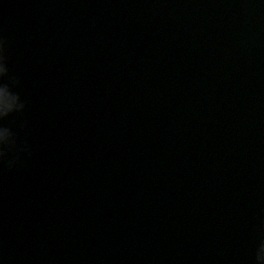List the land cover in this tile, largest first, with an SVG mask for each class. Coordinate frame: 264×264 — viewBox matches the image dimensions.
I'll return each mask as SVG.
<instances>
[{
    "label": "water",
    "instance_id": "water-1",
    "mask_svg": "<svg viewBox=\"0 0 264 264\" xmlns=\"http://www.w3.org/2000/svg\"><path fill=\"white\" fill-rule=\"evenodd\" d=\"M0 264H262L264 0H0Z\"/></svg>",
    "mask_w": 264,
    "mask_h": 264
},
{
    "label": "clouds",
    "instance_id": "clouds-1",
    "mask_svg": "<svg viewBox=\"0 0 264 264\" xmlns=\"http://www.w3.org/2000/svg\"><path fill=\"white\" fill-rule=\"evenodd\" d=\"M5 69L3 68V65L0 64V72H3ZM0 92L3 94H7V88H0ZM7 138V133L4 130H0V143H3ZM258 259L264 264V248H261L258 254Z\"/></svg>",
    "mask_w": 264,
    "mask_h": 264
}]
</instances>
